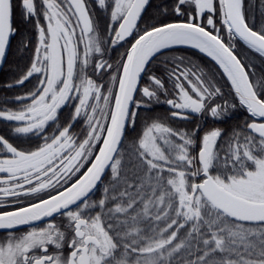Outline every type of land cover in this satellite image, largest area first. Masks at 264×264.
I'll return each instance as SVG.
<instances>
[{"label": "snow or ice", "instance_id": "snow-or-ice-1", "mask_svg": "<svg viewBox=\"0 0 264 264\" xmlns=\"http://www.w3.org/2000/svg\"><path fill=\"white\" fill-rule=\"evenodd\" d=\"M0 264H264V0H0Z\"/></svg>", "mask_w": 264, "mask_h": 264}, {"label": "trees", "instance_id": "trees-1", "mask_svg": "<svg viewBox=\"0 0 264 264\" xmlns=\"http://www.w3.org/2000/svg\"><path fill=\"white\" fill-rule=\"evenodd\" d=\"M257 2H258V0H257ZM14 43H16V42H14Z\"/></svg>", "mask_w": 264, "mask_h": 264}]
</instances>
